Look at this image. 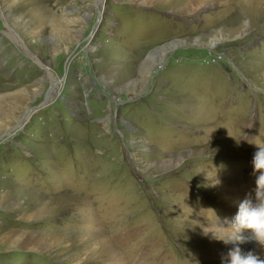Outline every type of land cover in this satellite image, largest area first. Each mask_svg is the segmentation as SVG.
Listing matches in <instances>:
<instances>
[{
	"label": "rangeland",
	"instance_id": "obj_1",
	"mask_svg": "<svg viewBox=\"0 0 264 264\" xmlns=\"http://www.w3.org/2000/svg\"><path fill=\"white\" fill-rule=\"evenodd\" d=\"M255 144L264 0H0V264H221Z\"/></svg>",
	"mask_w": 264,
	"mask_h": 264
},
{
	"label": "clouds",
	"instance_id": "obj_2",
	"mask_svg": "<svg viewBox=\"0 0 264 264\" xmlns=\"http://www.w3.org/2000/svg\"><path fill=\"white\" fill-rule=\"evenodd\" d=\"M251 164L252 174L255 176L254 195L246 194L239 200L234 215L227 221L231 230L226 235L213 234L214 239L234 245L226 257L221 256V264H264V259L260 256L251 250L243 252L239 246L246 242L244 232L250 230V238L264 248V146L257 145Z\"/></svg>",
	"mask_w": 264,
	"mask_h": 264
},
{
	"label": "bare ground",
	"instance_id": "obj_3",
	"mask_svg": "<svg viewBox=\"0 0 264 264\" xmlns=\"http://www.w3.org/2000/svg\"><path fill=\"white\" fill-rule=\"evenodd\" d=\"M59 90H60V86H58V85H54V88H53V90H52V92H51V93H53L52 98H54L55 96H57ZM49 97H50V96H49ZM50 99H51V97L49 98V100H50ZM18 127H20V124H19ZM248 241H249V240H248Z\"/></svg>",
	"mask_w": 264,
	"mask_h": 264
}]
</instances>
